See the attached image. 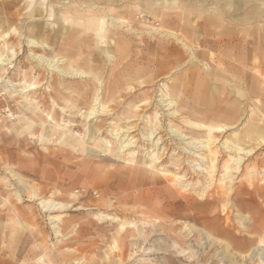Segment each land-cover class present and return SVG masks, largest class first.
<instances>
[{
	"label": "bare ground",
	"instance_id": "1",
	"mask_svg": "<svg viewBox=\"0 0 264 264\" xmlns=\"http://www.w3.org/2000/svg\"><path fill=\"white\" fill-rule=\"evenodd\" d=\"M8 1V4H12L14 7L18 6V8L10 13L11 9L8 8L10 6L6 5L0 11V15H2L0 16V43L2 47H7L6 53L3 56L0 55V87L3 88L4 95L15 103V108L9 109L8 113L10 117L16 113V118L9 123H0V144L2 142L0 147L6 148L5 144L8 142L14 140L23 142L28 139L27 137L35 136L46 150L51 145H59L71 153L83 157L96 159L98 154H103L105 158L121 160L124 163L123 169H121L124 174L126 173L127 176L143 174L144 184L147 182L157 186L166 185L161 189L167 198L186 200L190 204L187 207H191L194 200L187 199L188 197L180 191L197 197L202 202L200 209L204 211L211 210L214 203L222 199L227 202L231 200L233 175L240 173V168L244 165L243 162L247 158L253 157L259 148L264 146V126L259 125L258 127L259 122L255 124L254 111L246 113L248 119L245 123L248 126H245L246 129L242 136L239 132H234L231 139L226 137L217 148L218 138L214 132L221 135L237 127L236 124L243 116L244 111V104L241 103V100L236 98L233 102H229L232 103L229 111L236 115L230 119L229 124L223 126L221 124V126L213 128L189 120L183 122V125L190 126L192 132L189 133L190 130L181 132L169 122L164 125L165 119L162 121L163 117H175L183 102H176L170 95L169 87L162 83L160 89L153 91V93L155 92L154 96L148 91L143 92V118L146 121L143 124V133L138 138V141H141L140 149L141 155H143L139 158V152L136 151V153L133 150L136 148L137 139L134 140L135 135L131 136V133L134 132L133 129L137 127L136 124L127 125L117 130L109 127L107 134L110 136L109 139H112L110 142L100 136L104 133V125L96 124V120L93 122L94 119L105 117L109 113L111 109L108 110L107 104L116 102L115 94H120L121 91L119 90L121 83L117 85V89L111 90L102 86L103 75L99 71L100 67L96 61L105 57L107 63L118 66L128 59L130 47L126 40L127 36L117 35V33H122L121 30L127 32L137 27L127 19L128 0ZM150 1H153L154 6L158 5L157 3H161V6H174L176 9L174 12H177L174 22L171 23V20H168L169 13L164 14L162 18L168 22L163 26L167 31L160 30V27L154 30L156 33L166 34L167 37L175 39L178 43L176 44H180L188 55L185 60L183 51L181 53L180 50L171 48L172 45L166 46L164 41L163 44L157 43L160 49L159 52H156L154 51L156 45L153 43L146 49L147 55H155V61L167 67L164 68L165 72L184 64H188L187 67L191 71L194 61L201 62L200 59L208 58L210 64L202 65L207 78L211 77L212 81L221 83L226 92L229 91L227 87L236 89V95L244 97L245 102H249L253 110L255 107H264V0H145L147 6ZM169 1L171 4L168 3ZM193 13L198 14L197 17L191 18L190 14ZM145 14L151 16L152 11L147 10ZM17 16L20 18H16ZM47 16L48 20L44 23L42 19ZM203 16L215 19L211 20L210 26L207 24L203 26L196 22ZM153 21L154 16L147 23L151 24ZM192 24V28L189 27ZM170 26H174L175 32H171ZM209 27L218 29L216 34L214 33V36H217L216 39L214 36H207ZM196 32L202 34L197 39H195ZM112 33L113 35H111ZM12 37H15L16 48L21 43V38L25 39L28 59L35 65L30 64L28 68L20 65L17 72L14 73L15 75L10 76L11 69H13L12 64L15 61L14 55H16L12 50L14 45H8L7 39H12ZM61 46L64 49H60ZM91 47H95V49L93 50ZM79 48L80 50H78ZM87 49H90V52H87ZM77 51L78 53H75ZM84 52L91 58L84 56ZM160 53L164 55L167 62L163 60ZM143 56L144 64L147 57L144 54ZM88 59L91 60L90 64H95V67L83 70L80 63L83 64ZM153 73L147 75L143 70V78L138 80L137 86H142L143 89L152 88L155 79ZM136 74L128 75L125 78L123 83L126 87L125 91L132 89V82ZM191 76L192 90L194 92L204 91L206 84L203 76L197 73H193ZM28 78L32 80L29 81ZM164 78L169 79L168 75ZM83 80L86 82H82ZM81 82L86 84L87 91L83 92L84 89L80 88ZM88 82H91L89 87ZM182 82L181 79L174 81V87L179 88V91H184ZM54 83L59 85L58 90ZM41 90L42 92L38 94V91ZM222 91L212 88L211 93L220 94L217 100L201 97L200 104L206 106L204 107L205 111H208L210 115L225 113L224 108L218 107L219 104L226 103V100L222 98ZM230 92L234 93L231 90ZM89 93L92 96L91 103L94 104V107L96 106V109H92V105V108L89 107L84 113L87 124L84 126L83 133L77 135L74 117L81 110L80 106L84 105L85 96ZM105 97H107L106 102L103 101ZM156 97L160 99L155 100ZM208 101L209 105H207ZM213 101L215 104L211 105ZM260 101H263L261 105H259ZM127 107L129 112L123 118L126 121L124 123L129 124L137 121L135 117H137L139 108L136 103H129ZM7 108H10L9 105ZM149 110H152L151 113L146 115ZM169 111L172 112L165 116L164 113ZM57 115L67 118L66 121L57 118ZM193 131L202 134L197 136L193 134ZM160 134L163 135L158 136ZM3 137L7 138L3 140ZM169 146L173 151L177 150V153L170 165L165 167L164 173H169L172 170L176 172L173 176L158 173V167L163 165V154ZM255 173V165H252L247 169L246 175L253 176ZM95 181L96 179L93 184H97ZM20 183L18 181L14 185L25 191V186ZM3 190L10 192L13 189L12 186L6 184ZM2 192L0 189V264H98L83 254V247L71 245L73 240L68 239L72 236L68 237L69 232L65 233L64 229L67 226L73 229L77 224L60 216L69 208H74L72 211L86 210L85 208L55 202L50 199L53 193L44 198L40 192H27L29 202L38 201V205L41 206L39 214L34 215L32 212H21L14 202L3 199ZM18 198L19 196H16L14 201L18 202ZM231 208L235 212L233 216L243 224L245 217L239 216L233 204L230 206V210ZM222 212H227L225 205L222 206ZM108 218L117 223L121 221L118 218L106 217L102 214L94 217L95 220ZM43 222L48 227L50 226V234L49 232L47 234L46 229L40 228V223ZM157 222L156 220V222H144V224L152 227ZM125 226L122 224L123 230L120 236L122 239L129 234L124 230ZM182 230L187 235L193 233V230L187 225L183 226ZM79 237V235L76 236L74 240H78ZM51 239L67 240V242L51 245L48 244ZM200 244L208 246L211 242L203 236L200 237ZM123 245L121 247H118L117 244L112 245V252L106 255L107 262L105 264H128L135 257H139L138 264H143V257L136 256L141 251L130 252ZM147 252L150 251L147 250ZM179 253H183V251L180 250ZM244 259L243 264L246 262L264 264V244L257 243L245 255ZM232 264L239 263L235 261Z\"/></svg>",
	"mask_w": 264,
	"mask_h": 264
},
{
	"label": "rangeland",
	"instance_id": "2",
	"mask_svg": "<svg viewBox=\"0 0 264 264\" xmlns=\"http://www.w3.org/2000/svg\"><path fill=\"white\" fill-rule=\"evenodd\" d=\"M8 3V0H0V11H2L6 5L10 6L8 7L11 9L9 11L10 13L18 8V6L14 7L12 4ZM149 4L154 7L153 1H150L148 5ZM126 6L128 7L127 10L129 13L127 19L137 26L132 28L131 31L124 32L121 30L122 33H117V35L121 34L123 37L127 36L126 40L130 47L128 59L118 66L107 63L105 57L96 61L97 65L100 67L99 71H101L103 75L102 86H104V88H109L110 90L117 89V85L121 83L119 89L121 90L120 94H115L117 99L116 102H109V104H107L108 110L111 109L108 113L109 115L107 114L105 117L93 120V122L96 120V124L100 123L104 125V133L100 134L102 138L112 142V139H109L110 136L107 134L109 127L113 128V130H117L127 125L136 124L137 127L133 129L134 132L131 133V136L135 135L134 140L137 139L135 143L136 148L133 150L139 152L138 157L141 158L143 156L141 155L142 152L140 149L141 141H138V138L141 137L140 134L143 133V124L146 121V119L143 118V92L148 91L149 93H153L154 90L160 89L162 83L169 87L170 95L176 102L183 101L175 117H163L162 121L165 119L164 125L169 122L170 125L177 127L181 132H187L188 130H190L189 133L192 132L190 126L183 125V122L189 120L196 124H203L213 128L221 126V124L222 126L229 124L230 119L236 117L234 113L229 111L232 106V103L230 104L229 102H233L236 98L241 100V103L244 104V111L243 116L236 124L237 127L221 135L217 134L216 131L214 132L215 136L218 138L216 142L217 148L226 137H230L231 139L232 133L234 132H239L242 136L246 129L245 126H248L245 122L248 119L246 113L249 111H254V117L256 118H254L255 124L259 122L257 124L258 127L259 125L264 126V107H255L253 110L250 103L245 102L246 99L244 97H240L238 94L236 95V89L227 87L229 91L226 92L222 88L221 83L212 81L211 77L207 78V74L203 70L204 68L202 65L210 64L208 58L200 59L202 60L201 62L194 61L191 71H189V67H187L188 64H184L169 72H165L166 69L164 70V68L167 67L157 63V61H155V55H147L148 51H146V49L149 48V46L155 43L156 47L154 51L159 52L160 47L158 48L157 43H162L164 41L166 46L172 45L173 47L171 48L180 50L181 53L184 52L185 60L188 56L187 52L181 48L180 44L177 45L178 43L175 39L167 37L166 34L162 35L161 33L155 32L154 29H158L159 27L160 30L166 32L167 29L163 26L168 24L167 21L163 19V23H156L155 20L151 24L147 23L148 20H151V17L146 15L147 13L145 14V11L149 9L145 8L147 6H143V0H128ZM171 14V16H177V12ZM16 18L19 19L20 16ZM42 20L45 23L46 20H48V16ZM42 20H40V22H43ZM168 20H171V17ZM204 23H206L204 20L198 21V24L203 26ZM143 25L146 27H143ZM26 30L28 31V28ZM217 31L218 29L209 28L207 29V36L213 37L214 33L216 34ZM111 35H113V33ZM199 35L201 36L202 34L196 32L195 39H197ZM214 38L216 39L217 36L215 35ZM7 40L9 41L8 45H14L12 50L16 54L14 55L15 61L12 64L13 69H11L10 76L15 75L14 73L17 72L20 65L26 66L27 68L30 64L35 65V63H32V61L28 59V48L26 47V42L23 37L17 48V43L14 41L15 37ZM59 48L64 49L63 46ZM6 49L7 47H2L0 43V55L3 56L6 53ZM91 49L94 50L95 47H91ZM78 50H80V48ZM87 52H90V49H87ZM75 53H78V51ZM143 54L147 57L144 64ZM160 54L162 55V53ZM83 55L87 58H91V56H87L85 52ZM162 58L167 62L164 55H162ZM89 62H91V60L88 59L83 64L80 63L83 70L95 67V64H90ZM62 66H64V64H62ZM143 70L146 71L147 75L154 72L153 75H155V79L152 83L154 84L152 88L143 89L142 86H137L138 80L143 78ZM163 72L164 74H162ZM193 73L203 76L206 84L204 91L194 92L192 90L193 84L191 75ZM134 74L136 75L132 82V89H126L125 91L124 88L126 87L123 85L125 78L128 75L133 76ZM167 75L169 79L164 78V76ZM32 79L28 78L29 81ZM176 79H181L183 81L181 85L184 91H179V88L174 87V81ZM50 82L52 81L50 80ZM82 82H86V80ZM82 82L79 86L81 89H84L83 92H85L87 91L85 88L86 84ZM87 85L89 87L91 82H88ZM58 86V84H55L57 90L59 89ZM212 88H216L218 91L223 90L222 98L226 100V103L219 104L218 107L225 109L224 114L210 115L208 111H205L204 107L206 106L200 104L201 97L203 96L209 99L213 98L214 100L219 98L220 94L211 93ZM2 90L3 88L0 87V123L4 124L5 122L9 123V121L15 120L16 113L14 116L10 117L8 111L9 109L15 108V103L6 97V95H4L5 92ZM230 90L234 93L230 92ZM39 92H42V90L38 91V94ZM154 95L155 92L153 93V96ZM85 99L84 105L80 106L81 110H76L79 111V113L74 117L77 125V129H75L77 135L83 133L84 126L87 124L84 119V113L89 107L92 108V105V109H96V106L94 107V104L91 103L92 96L90 93L85 96ZM159 99V97L155 98V100ZM106 100L107 97H105L103 101L106 102ZM214 102L215 101H213L211 105H214ZM129 103H136L141 113H137V117H135L137 121L125 124L124 122L126 121L123 120V118L128 115L129 109L127 104ZM262 103L263 101H260L259 105ZM209 104L208 101L207 105ZM8 105L10 108H7ZM152 110L147 111L146 115H149ZM171 112L172 111L165 112L164 115H169ZM57 116V118H61L63 121L67 119L60 115ZM200 133L201 132L196 133L193 131V134L197 136H201L202 133ZM163 134L158 136H162ZM6 138L3 137V140ZM27 138L28 139L23 142L16 140L8 142L5 144L6 148L0 147V189L3 191V199L14 202L16 206L20 208L21 212H32L34 215L39 214L41 206L38 205V201L35 203L29 202L27 194L33 191L40 192L41 196L44 198L49 197V195L53 193L50 199L55 202L69 204V206L74 207H82V209L85 208L86 210L77 211H72L74 208H69L68 211L60 214V216L65 220L69 219L77 224L73 229L69 226L64 229L65 233L69 232L68 237L70 235L72 236L68 239L73 240L71 245L80 248L83 247V254L90 260L92 258V261H96L98 264H105L107 262L105 257L112 252L111 249L114 244H117L118 247L124 244L123 246L128 248L130 252L137 250L141 251L137 253L136 256L139 255L140 258L143 257V264H232L235 261L239 264H243V262H245V255L252 247L259 242L264 244V146L259 148L253 157L247 158V160L243 162L244 165L241 166L240 173L233 175L232 201L230 200L227 202L225 199H222L219 202H215L211 210L204 211L200 209L202 202L195 196H189L187 193L180 191L188 197L187 199L191 198L194 200L192 206L187 207V205L190 204L187 203L186 200L180 201L179 199L167 198L163 189H161V187L166 185L157 186L147 182L144 184L143 174L137 173L134 176H127L125 173V175L121 170L123 169L122 166H124L121 160L115 158L108 159L105 158L103 154H98L96 159L83 157L81 155H75L59 145H51L48 147L49 150H46L37 141V137ZM242 141L244 140L242 139ZM145 144L146 142L144 145ZM164 148L166 149V147ZM176 153L177 150L173 151L172 147H167L162 157L164 158L163 165L158 167V173L168 176H173V174L176 173L172 170V173H164L165 167L170 165ZM252 165H255L256 173L253 176H248L246 175L247 169ZM95 179V183L97 184H93ZM18 181L21 182V185L25 186V191L14 185L15 182L17 183ZM6 184L12 186L13 190L10 192L4 191L3 188L6 187ZM176 190H178V188H176ZM172 192L176 195L174 191ZM16 196H19L18 202L14 201ZM232 204L235 206L239 216L245 217L243 224L233 216L235 212L232 211V208L230 210ZM224 205L227 208V212H222V206ZM98 214L105 215L106 217L118 218L122 222L120 221L117 223L109 218L105 220H95L94 217ZM156 220L158 222L154 223L152 227H148V225L146 226L144 224V222L153 223L156 222ZM122 224H124V226L126 225L124 230L129 233L123 239L120 238L123 230ZM185 225L193 230L191 235H187V233L182 230ZM49 227L45 222L40 223V228L46 229L47 234L48 232L50 234ZM78 235L80 237L75 241L74 239ZM199 236L207 237L211 244L208 246L201 245ZM58 242L64 244L67 240L60 241L51 239L48 244L57 245L59 244ZM147 250L150 252H147ZM180 250H182L183 253H179ZM138 258L139 257H135L134 260L128 264H138ZM244 264L250 263L246 262Z\"/></svg>",
	"mask_w": 264,
	"mask_h": 264
},
{
	"label": "crops",
	"instance_id": "3",
	"mask_svg": "<svg viewBox=\"0 0 264 264\" xmlns=\"http://www.w3.org/2000/svg\"><path fill=\"white\" fill-rule=\"evenodd\" d=\"M169 4H171V1H169L168 2ZM167 3V4H168ZM158 5H156V6H152V5H148L147 6V4L145 3V0H143V6L145 7V6H147V7H145V8H148L150 11H152V15L154 16V20H155V22L156 23H162L163 22V20H162V18H163V15L164 14H167V13H169V14H171V13H173L174 12V10H176L175 8H174V6L172 7V6H169V5H162L161 6V3H157ZM143 7V8H144ZM154 9V10H153ZM165 11H164V10ZM170 9V10H169ZM168 14V16H170L171 17V23H173L174 22V16H171V15H169ZM194 14V13H193ZM190 14V17L191 18H194L195 16L197 17V15L198 14ZM150 16V17H152L153 18V16ZM149 16V15H148ZM202 16V15H201ZM159 17V18H158ZM169 17V18H170ZM212 19H215V18H213V17H210V16H203L200 20H204L206 23H204V25H206L207 24V26L209 25L210 26V22H211V20ZM165 20V19H164ZM198 21L199 20H197L196 22L198 23ZM192 26H193V24L192 25H189V27H191L192 28ZM143 27H146L145 25H143ZM170 28V30L171 31H174L175 32V30H174V26H170L169 27ZM209 28H212V27H209ZM208 28V29H209ZM221 29V28H220Z\"/></svg>",
	"mask_w": 264,
	"mask_h": 264
}]
</instances>
